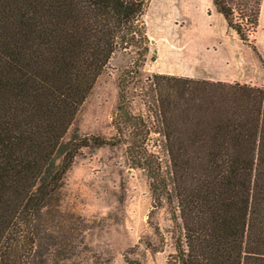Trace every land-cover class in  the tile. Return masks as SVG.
<instances>
[{
    "label": "trees",
    "instance_id": "1",
    "mask_svg": "<svg viewBox=\"0 0 264 264\" xmlns=\"http://www.w3.org/2000/svg\"><path fill=\"white\" fill-rule=\"evenodd\" d=\"M210 1L247 42L263 0ZM147 5L0 0V264H31L81 149L118 143L146 171L151 210L166 203L174 249L164 264H264V83L152 73L148 113H134L128 87L149 52ZM117 52L133 57L118 77L115 135H68ZM151 134L166 164L148 150ZM128 252L126 264H143Z\"/></svg>",
    "mask_w": 264,
    "mask_h": 264
},
{
    "label": "rangeland",
    "instance_id": "2",
    "mask_svg": "<svg viewBox=\"0 0 264 264\" xmlns=\"http://www.w3.org/2000/svg\"><path fill=\"white\" fill-rule=\"evenodd\" d=\"M143 19L149 52L128 87L131 110L148 113L152 73L215 81L264 83V15L247 42L227 28L210 0H148ZM256 47V51L252 49ZM154 55L155 60L151 59ZM133 55L117 52L81 104L68 135H115L118 77ZM148 150L162 164L164 144L151 134ZM146 171L131 163L127 144L83 147L68 170L48 227L37 239L31 264H126L124 254L143 264H164L173 251L172 221L166 203L152 209ZM157 226L163 238L155 231ZM149 244V245H147Z\"/></svg>",
    "mask_w": 264,
    "mask_h": 264
},
{
    "label": "crops",
    "instance_id": "3",
    "mask_svg": "<svg viewBox=\"0 0 264 264\" xmlns=\"http://www.w3.org/2000/svg\"><path fill=\"white\" fill-rule=\"evenodd\" d=\"M263 15H264V0L262 1V4H261L260 17H259V24L261 23V18H262ZM260 55H261V57L264 56V49H261V48H260Z\"/></svg>",
    "mask_w": 264,
    "mask_h": 264
}]
</instances>
